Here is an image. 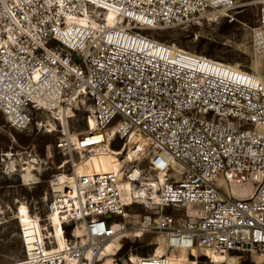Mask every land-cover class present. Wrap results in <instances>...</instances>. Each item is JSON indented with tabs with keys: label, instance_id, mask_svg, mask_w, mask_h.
Segmentation results:
<instances>
[{
	"label": "built area",
	"instance_id": "2783aa9c",
	"mask_svg": "<svg viewBox=\"0 0 264 264\" xmlns=\"http://www.w3.org/2000/svg\"><path fill=\"white\" fill-rule=\"evenodd\" d=\"M240 7L236 0H0L5 123L29 132L40 127L38 114L82 99L95 124L75 142L61 131L55 148L70 170L48 182L44 213L32 218L36 233L20 228L25 255L15 264H98L123 239L145 234L159 239L151 244L161 254L123 264H181L182 252L189 264H264V80L150 35L211 18L231 24ZM106 12L114 24L80 22ZM255 36L264 47V10ZM134 136L150 140L133 150L147 154L150 178L128 155ZM113 144L122 145L113 151ZM96 152L118 153L119 169L78 171L73 153L81 161ZM138 206L144 213H134ZM111 243L118 247L104 255Z\"/></svg>",
	"mask_w": 264,
	"mask_h": 264
},
{
	"label": "rangeland",
	"instance_id": "374dc122",
	"mask_svg": "<svg viewBox=\"0 0 264 264\" xmlns=\"http://www.w3.org/2000/svg\"><path fill=\"white\" fill-rule=\"evenodd\" d=\"M236 2L241 6L237 16L244 14L248 21L237 18L226 33L221 32V27L228 23L223 19L211 18L210 21H203L190 27L157 29L150 32V35L160 42L174 45L188 53L228 64L256 76L259 74L264 80V47L256 41L255 36L258 17L264 10V0ZM90 114V102L79 99L72 103L70 110L61 114L58 110L38 114L34 121L40 122V127L37 128L34 124L29 132L16 131L18 136L12 134L11 128L0 114V264H15L23 259L25 252L18 219L25 215L32 218L43 215L45 208L43 197L45 192H48V182L53 176L70 170V163H66L67 157H63L56 150L55 142L65 128L68 129V135L73 142L86 136L94 126L92 118L88 119ZM121 145L117 144V149L112 147L111 149L116 151ZM147 145L145 140L132 138L130 144H127L128 155L132 158V155L136 154L133 153L135 147L142 151ZM107 154L109 153L85 154L81 161L80 156L75 153L72 157L78 165L89 157ZM146 156L147 154L142 153L135 155L132 158L133 163H137L141 169H146ZM144 176L150 178L152 174L146 169ZM42 180H45L42 193L35 197L34 191L40 183L42 184ZM50 200L51 194L48 193L47 203ZM134 213L142 214L144 210L138 206ZM155 239L159 242L155 235L145 234L134 242L139 245L130 247L121 255L118 253L114 257L107 255L98 264H123L129 257H145L155 251L157 255L161 254V248L151 244ZM125 243L132 244L127 239L120 242L121 246ZM210 256L217 263L226 260L225 256L219 254ZM180 257L181 264H189L184 255ZM229 262H234V258H229Z\"/></svg>",
	"mask_w": 264,
	"mask_h": 264
},
{
	"label": "bare ground",
	"instance_id": "6f19581e",
	"mask_svg": "<svg viewBox=\"0 0 264 264\" xmlns=\"http://www.w3.org/2000/svg\"><path fill=\"white\" fill-rule=\"evenodd\" d=\"M116 21L115 18V14L112 12H106L104 15H100V16H96V15H92V14H87L86 17L80 21L82 25L87 26V27H93L96 28L98 25H111L114 24ZM244 73H247L249 75H254L252 73L243 71ZM256 76V75H254ZM59 114L65 112V109H59ZM60 120V119H59ZM95 126V124H94ZM94 126L92 128L91 131H93ZM90 131V130H89ZM90 133V132H89ZM92 134V133H90ZM87 137V136H86ZM135 137V136H134ZM132 137V138H134ZM131 138V139H132ZM138 138V140H145V142H147V144H150V140L148 138H140V137H135ZM90 140V138L88 139ZM129 152V151H128ZM120 166V161L119 159L113 157V162H112V158L110 156H105V155H97L95 157H89L85 160H83L80 164L77 165V170L78 171H91L93 173H104V172H111V171H117L119 169ZM174 169L178 172L180 170L179 166L174 164ZM163 174L159 175V180L163 181ZM54 220H56L55 217H53ZM19 226L20 228L23 229L24 233H26V236H29L31 234H35L37 229V224L36 222L32 219L31 216H22L19 219ZM56 235L58 234V228L56 227ZM26 239H30L26 238ZM27 248H30V244L27 241ZM60 245L62 246V244L60 243ZM117 244L115 243H111L108 246H106L105 250H104V255L105 254H109L110 252L112 253V249L116 248ZM184 255V257L186 258L184 252H182L179 255V258H181L180 256ZM226 257V256H225ZM178 258V259H179Z\"/></svg>",
	"mask_w": 264,
	"mask_h": 264
},
{
	"label": "trees",
	"instance_id": "16d2710c",
	"mask_svg": "<svg viewBox=\"0 0 264 264\" xmlns=\"http://www.w3.org/2000/svg\"><path fill=\"white\" fill-rule=\"evenodd\" d=\"M236 18H238L241 21H248L247 16L244 15V14L243 15H238V16H236ZM232 26H233L232 23L231 24H226V23L223 24L222 27H221V32L222 33L228 32L232 28ZM11 131H12V134H14L15 136H18V134H17V132L15 130L11 129ZM111 147H112V149H117V146L115 144H113ZM108 153L109 154H107V156H110L112 159H113L112 156H117L118 155V153H114V152H108ZM44 182H45V180H42V184L40 183L36 187V190L34 191L35 197H39L41 195V193H42V187H43ZM137 245H139V244H137V243H132V244L131 243H125V244L122 245V247L119 249V251L117 253H118V255H121V254L127 252V250L130 247H135Z\"/></svg>",
	"mask_w": 264,
	"mask_h": 264
}]
</instances>
